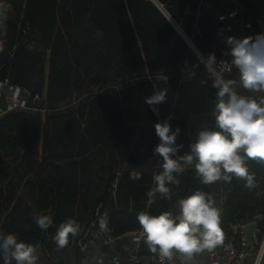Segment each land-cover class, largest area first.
Masks as SVG:
<instances>
[{"label": "trees", "instance_id": "obj_1", "mask_svg": "<svg viewBox=\"0 0 264 264\" xmlns=\"http://www.w3.org/2000/svg\"><path fill=\"white\" fill-rule=\"evenodd\" d=\"M205 52L217 45L215 26L206 3L195 15L199 0H158ZM12 12L6 21V38L0 40V79L27 88L33 97L44 96L53 106L115 74L143 75L131 84L80 99L66 110H54L43 119L34 110H13L0 117V232L16 234L35 248H48L62 264L53 236L59 224L75 219L80 230L69 236L80 255L79 240L117 237L140 229L141 211L178 214L179 199L199 190L208 193L220 211L223 237L231 225L256 220L264 233V163L247 161L256 187L233 177L202 184L194 164L174 173L179 184H168L171 198L147 193L162 158L154 155L159 144L154 125L171 116L176 157L190 152L197 133L214 127L212 111L216 89L203 67L192 78H181L178 65L196 54L154 0H8ZM100 31L102 35L95 34ZM33 50L28 51V45ZM167 77V82L162 80ZM239 95L258 98L243 89ZM201 80L206 83L202 84ZM168 88L158 113L145 102L154 91ZM125 164L140 166L124 169ZM141 173L132 180L130 174ZM34 213L53 219L41 231ZM107 219L109 231L100 229ZM93 224V226H91ZM92 227V234L89 229ZM79 259V257H78ZM77 259V263H78ZM0 264H3L0 258ZM14 264V262H13Z\"/></svg>", "mask_w": 264, "mask_h": 264}, {"label": "clouds", "instance_id": "obj_2", "mask_svg": "<svg viewBox=\"0 0 264 264\" xmlns=\"http://www.w3.org/2000/svg\"><path fill=\"white\" fill-rule=\"evenodd\" d=\"M11 12L12 5L8 0H0V40L6 38V21ZM95 35L100 37L102 33L98 30ZM226 44L230 50H226L224 55L232 57L230 63L238 70L239 85L249 92L264 93V33L239 39L230 36ZM33 47L29 44L27 50L32 51ZM200 62L212 80V87L217 90L212 111L214 127L199 130L195 142L189 146L190 152L174 158L183 148L182 144L176 143L180 128L172 130L169 123L171 116L154 125L159 137L154 155L162 158V171L155 175L156 186L147 193L153 201L157 193L170 199L171 190L167 185L179 184L174 173H181L185 170L184 166L193 164L196 177L202 184H213L221 179L230 182L235 177L244 180V186L249 190L256 187L255 176L249 171L247 161L264 163V95L258 98L239 95L235 90L237 80H225L214 70V54L200 57ZM167 79L162 76L165 83ZM201 83L206 81L201 80ZM167 92L165 87L145 97V102L154 113L159 114L156 106L166 101ZM130 179H141V173L133 171ZM177 204L176 215L170 211L159 215L141 211L137 215L144 242L153 254H158L161 264L165 261L170 264L175 253H179L188 264L196 254L212 251L223 243L220 211L208 193L197 190L179 199ZM32 219L45 232L53 224L48 214L34 213ZM100 229L109 231L106 218H101ZM79 230V223L72 218L59 224L53 236L56 248H65L69 236L77 235ZM0 258L3 264H37L38 259L35 246L19 240L16 234L2 232Z\"/></svg>", "mask_w": 264, "mask_h": 264}, {"label": "built area", "instance_id": "obj_3", "mask_svg": "<svg viewBox=\"0 0 264 264\" xmlns=\"http://www.w3.org/2000/svg\"><path fill=\"white\" fill-rule=\"evenodd\" d=\"M255 1L199 0L195 11H191L190 6L187 7L186 11L195 15L196 30L199 28L200 7L206 3L209 8L217 40V45L209 52L199 48L182 25L168 13L165 5L159 2V7L166 11L170 21L196 54V59L187 57L178 65V74L181 78H192L201 67L210 78L203 63L200 62V57L206 58L209 54L215 55L214 70L223 75L225 80L229 75L239 78L238 70L230 63L232 57L224 55L226 50H230L226 40L230 36L239 39L264 33V6L256 4ZM193 72L194 75L191 74ZM44 97L45 95L39 94L32 97L27 88L0 79V117L13 110H33L32 101ZM231 228L234 231L233 235L224 238L223 243L212 251L206 250L196 254L188 264H264V233L261 234L256 220L236 222ZM90 242L92 244H89ZM79 243L80 255L78 263L74 264H161L158 254H153L144 242L142 228L106 238L103 242L91 238L84 244L80 239ZM45 252V257L37 256V264H62L48 248H45ZM164 264L169 262L165 261ZM170 264H185V261L179 253H175Z\"/></svg>", "mask_w": 264, "mask_h": 264}, {"label": "rangeland", "instance_id": "obj_4", "mask_svg": "<svg viewBox=\"0 0 264 264\" xmlns=\"http://www.w3.org/2000/svg\"><path fill=\"white\" fill-rule=\"evenodd\" d=\"M256 4H261L264 6V0H256ZM143 78V75H126V76H116L115 74L109 76L106 79H103L102 81L90 86L87 89H84L78 93H74L70 98L55 104L53 106H50L45 103L43 98H37L32 101V105L34 106V111L41 113L43 119L46 118V115H48L50 112H53L54 110H66L74 106L80 99L91 97L97 94H100L106 90L109 89H115L119 88L128 84H131L133 82H136L137 80ZM140 166L138 165H133V164H125L124 169H136L139 168ZM93 226V224H91ZM252 229V226H250V230ZM90 235L92 234V227L89 229ZM90 240V239H89ZM82 244L85 243L81 239ZM89 244H92L90 242ZM80 245V243H79ZM36 254L37 256L43 258L46 256L45 248L43 246H38L36 248ZM59 257L64 258L65 262L67 264H74L78 257L79 254L77 255L76 252V246L73 241H69L68 245L64 250L61 251Z\"/></svg>", "mask_w": 264, "mask_h": 264}, {"label": "water", "instance_id": "obj_5", "mask_svg": "<svg viewBox=\"0 0 264 264\" xmlns=\"http://www.w3.org/2000/svg\"><path fill=\"white\" fill-rule=\"evenodd\" d=\"M154 1H156V3L159 4V1H158V0H154ZM162 10H163V9H162ZM163 12L167 15V13H166L165 10H163ZM167 17H168V15H167Z\"/></svg>", "mask_w": 264, "mask_h": 264}]
</instances>
